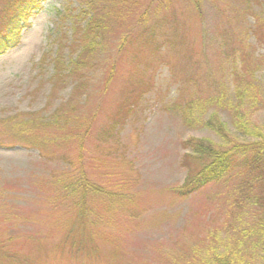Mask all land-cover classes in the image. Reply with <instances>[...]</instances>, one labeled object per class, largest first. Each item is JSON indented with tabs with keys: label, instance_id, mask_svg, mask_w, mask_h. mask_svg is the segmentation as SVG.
<instances>
[{
	"label": "rangeland",
	"instance_id": "1",
	"mask_svg": "<svg viewBox=\"0 0 264 264\" xmlns=\"http://www.w3.org/2000/svg\"><path fill=\"white\" fill-rule=\"evenodd\" d=\"M83 2L42 1L21 29L19 42L0 55V136L25 114L48 118L67 99L72 113L90 123L82 147L76 139L69 148L53 144L58 148L42 151L9 138L0 145V264H169L183 261L171 258L184 259L195 244L205 249L208 240H215L219 246L217 240L234 232L247 239L249 232L239 230L252 213L244 215L248 207L231 204L236 179L212 182L187 198L171 189L186 174L183 140L216 146L254 140L239 131L237 116L248 131L264 134V106L256 109L249 96L238 97V91L248 89L264 98V36L250 32L254 17L264 18V5L260 0H201L204 12L198 14L176 0L180 24L174 44L164 43L166 29L160 44L132 63L117 56L125 26L112 23L103 36L101 61L80 68L74 77L86 80L85 88L72 89L74 82L67 79L49 95L54 56L59 48L61 56H68L72 21ZM132 9L126 26L134 20ZM207 24L222 34L206 42ZM113 59L115 76L105 80ZM216 97L221 107L212 101ZM190 99L201 106L192 115L172 105ZM121 106L131 111L121 112ZM112 122L104 136L102 128ZM80 170L104 192L88 197L92 225L73 215L69 199H61L66 180Z\"/></svg>",
	"mask_w": 264,
	"mask_h": 264
},
{
	"label": "trees",
	"instance_id": "2",
	"mask_svg": "<svg viewBox=\"0 0 264 264\" xmlns=\"http://www.w3.org/2000/svg\"><path fill=\"white\" fill-rule=\"evenodd\" d=\"M42 1L45 0H7L0 7V55L19 42L21 29L31 13L39 9ZM175 1L103 0V4L95 5L93 0H85L82 3L83 8L75 16L76 19L72 21L71 37L66 45L68 56H61V48L57 50L54 56L49 95L56 90L60 81V83H64L67 79L74 82L72 89L85 88L86 80H74V77L78 75L80 68L85 69L92 63L95 62L96 64L98 60L101 61L103 36L112 23L116 22L117 25L125 26V32L121 34L118 41L116 54L131 60V63L149 46L160 44L158 39L166 29L169 30V38L166 37L163 40L164 43L174 44L175 33L178 30V24H180L179 10L177 11ZM180 1L181 3L187 2L188 6L198 14L204 12L201 0ZM260 1L264 5V0ZM132 7L134 20L126 26L128 23L125 24V20ZM203 16L206 18V13ZM204 29L206 42L211 41V36L217 37L222 34L221 28L215 24H207ZM259 31L264 36V18L255 16L250 32L257 35ZM223 48H226L224 44ZM80 73L85 75L82 70ZM114 76L115 59L110 63L105 80ZM245 84L251 86L250 82ZM186 89L183 87L181 92ZM246 96H249L256 109L259 103L264 106V98L260 97V99L256 94L251 95L248 89L238 91L240 99L246 98ZM212 101L218 105L221 103V97L213 98ZM172 105L179 112L183 111L187 115H192L194 107H197L198 110L201 107L195 99L186 102H174ZM129 106L125 108L121 106V112L131 111ZM72 111L70 100L67 99L56 107L48 118H38L36 116L39 115L36 113L25 114L26 117L23 121H15L14 128L7 132V135L0 136L3 137L0 139V145H4V140L9 138L16 140V143H27L29 146L42 151L55 146L53 144H61L65 148H69L76 139L77 145L82 147L81 138L87 133L90 123ZM237 118L239 119L236 120L235 125L239 131L244 135H253L255 139L244 143L221 146H216L211 142L205 143L203 140L195 138L183 140L181 146L185 152L181 156V165L185 168L186 174L183 182L173 187L171 191L177 197L187 198L212 182L236 179L234 189L237 195L232 198L231 204L238 208L248 207L245 209L247 211L244 212V215L252 213L250 214L252 216L250 223L239 230V233L248 234L249 232V237L244 240L234 232L225 235L227 240H222V238L217 240L220 243L219 246L215 244V240H208L205 249H202L199 244H195L191 248L188 258L184 257V260L173 257L172 260L183 261H171L168 262L169 264H264V134L259 130L256 132L248 131L247 122L239 116ZM185 122L189 124L191 121L187 118ZM206 123L211 125V117L206 120ZM114 124L116 122L107 124L106 127L102 128L101 133L107 136L112 131ZM51 128H55L56 132L52 135L45 133ZM36 130L35 133H29ZM218 131H221V123H218ZM78 156L80 166H82L84 158L81 157L80 152ZM60 159L66 160L63 152L60 154ZM67 164L72 167L70 162ZM66 181L64 187L61 188L64 192L61 199H69L71 206L75 208V211L72 210L73 215L79 216L85 223L92 225L91 217L94 213L90 214L88 197L93 194H104V192L98 185L91 183L82 170L77 171L76 175L73 174ZM105 194L108 195V193ZM94 245L96 249L101 247L99 244ZM116 248L113 245V249ZM116 254L117 256L119 254L117 249Z\"/></svg>",
	"mask_w": 264,
	"mask_h": 264
}]
</instances>
